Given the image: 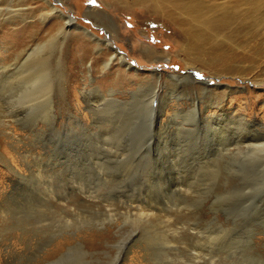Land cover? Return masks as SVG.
I'll use <instances>...</instances> for the list:
<instances>
[{
    "label": "rangeland",
    "instance_id": "obj_1",
    "mask_svg": "<svg viewBox=\"0 0 264 264\" xmlns=\"http://www.w3.org/2000/svg\"><path fill=\"white\" fill-rule=\"evenodd\" d=\"M48 1L0 0V264H264V0Z\"/></svg>",
    "mask_w": 264,
    "mask_h": 264
},
{
    "label": "bare ground",
    "instance_id": "obj_2",
    "mask_svg": "<svg viewBox=\"0 0 264 264\" xmlns=\"http://www.w3.org/2000/svg\"><path fill=\"white\" fill-rule=\"evenodd\" d=\"M48 3H50V1L46 0ZM135 1H140L144 4H149V6L155 11L157 10H160V12H166V13H170L172 16L174 15L175 13V10H170V12H168V8L169 7H182L181 9H183L184 11L186 12H195L197 14H203L202 11H205L206 9H209V6L211 5V1L212 0H134ZM244 1V0H243ZM246 1V0H245ZM253 3L255 2V0L252 1ZM51 6V5H50ZM53 7V6H52ZM51 7V8H52ZM230 7V6H229ZM256 7V6H255ZM53 11L56 10L54 7L52 8ZM234 10V9H233ZM262 10V9H261ZM52 11V12H53ZM58 11V13L65 17V14L62 12V11H59V10H56ZM209 11V10H208ZM235 11V10H234ZM158 12V13H160ZM260 12V11H259ZM57 13V12H55ZM257 13V12H256ZM57 15V14H56ZM168 15V14H167ZM171 16V17H172ZM208 16V15H207ZM229 16V15H228ZM170 17V16H169ZM230 20H232L231 18H228L226 17L225 15L222 16L221 18H218V19H215L214 17H211L209 18V20L207 21V23L204 25V27H209V25L213 22V27H224V26H227L228 24H230ZM181 22V21H180ZM176 23H178L176 21ZM185 28V27H184ZM219 29V28H218ZM83 31H85L86 33H88L89 35H91L98 43H102L100 41V38H98L97 36H95L94 34H92L89 30L87 29H82ZM187 31V28L185 29ZM213 30V29H212ZM204 31V30H203ZM193 35V34H192ZM195 36V35H194ZM201 38V37H200ZM195 39V38H194ZM197 39V38H196ZM46 43V42H45ZM45 43H41V44H38L36 45L34 48H32L31 50H28L30 51L28 54H30L31 52L37 50V48L41 47L43 44L45 45ZM46 46V45H45ZM40 51V50H39ZM35 53V52H34ZM40 54V53H39ZM39 57V59H44L45 57L44 56H40V55H37ZM35 57V56H34ZM33 62V61H32ZM39 62V61H38ZM41 62L43 63V60H41ZM122 62L126 63V61L123 59ZM36 63V62H35ZM40 63V62H39ZM33 65V64H31ZM36 65V64H35ZM38 65V63H37ZM25 66V65H24ZM26 67V66H25ZM29 67V66H28ZM34 67V66H32ZM38 69H37V72L35 71L34 69V72L35 73V79L38 81L40 78H44L46 77V67H43L42 65L39 67L37 66ZM30 68V67H29ZM27 70V69H26ZM19 71V70H18ZM192 72V71H191ZM19 73V72H18ZM28 74V73H27ZM193 76H195L196 74L192 73ZM198 78H203L205 76H199V75H196ZM195 76V77H196ZM23 78V77H22ZM48 77H46L47 79ZM206 78V77H205ZM42 80V83L44 82L43 79H40V82ZM207 80V78H206ZM32 81V80H31ZM49 82V81H48ZM33 83V82H32ZM39 84V83H38ZM38 84L35 86V93L38 95L40 94L39 92H43L45 91L47 88L45 87V85L43 86V84H41V86H38ZM40 85V84H39ZM29 92V91H27ZM31 92V91H30ZM34 92V91H33ZM26 94V93H25ZM26 96V95H25ZM29 96V95H28ZM43 96H45V94H43ZM27 98V97H26ZM29 98V97H28ZM251 144V143H250ZM1 212V211H0ZM6 213V212H5ZM4 211H3V214L5 215ZM9 214V213H8ZM76 247L75 246H72V247H69L68 248V251H65L62 253V255H59L56 259H53V260H47L45 262V264H58L60 263L65 257H68V255H70L72 253V251H74ZM76 250V249H75ZM78 251V250H77ZM36 256H39V255H34L32 258H35ZM42 262V261H41ZM30 264V263H29Z\"/></svg>",
    "mask_w": 264,
    "mask_h": 264
},
{
    "label": "water",
    "instance_id": "obj_3",
    "mask_svg": "<svg viewBox=\"0 0 264 264\" xmlns=\"http://www.w3.org/2000/svg\"><path fill=\"white\" fill-rule=\"evenodd\" d=\"M192 73H194V74H196V75H198L194 70H192Z\"/></svg>",
    "mask_w": 264,
    "mask_h": 264
}]
</instances>
